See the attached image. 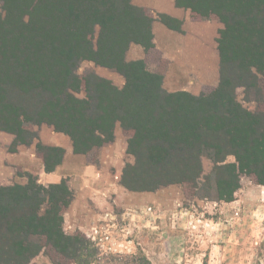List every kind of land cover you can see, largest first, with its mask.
<instances>
[{"label": "trees", "instance_id": "obj_1", "mask_svg": "<svg viewBox=\"0 0 264 264\" xmlns=\"http://www.w3.org/2000/svg\"><path fill=\"white\" fill-rule=\"evenodd\" d=\"M0 4V131L14 136L12 152L30 146L37 140L34 128L46 125L69 138L74 154L89 155L111 144L119 125L129 132L126 154L133 158L120 177L128 191L176 184L230 202L242 175L264 186V107L251 112L235 94L237 88L260 94L264 0H174L175 7L223 25L217 89L199 95L168 92L163 73L150 71L143 59L125 61L131 44L153 48L155 20L181 32L176 18H155L132 0ZM84 61L121 73L124 85L93 72L79 78L75 71ZM36 149L45 172L63 159L60 147ZM203 158L212 163L207 175ZM26 177L24 185L0 187V264H30L44 248L60 257L54 264H93L99 248L80 232H64L73 198L65 180L45 187Z\"/></svg>", "mask_w": 264, "mask_h": 264}, {"label": "rangeland", "instance_id": "obj_2", "mask_svg": "<svg viewBox=\"0 0 264 264\" xmlns=\"http://www.w3.org/2000/svg\"><path fill=\"white\" fill-rule=\"evenodd\" d=\"M173 1L132 0V4L145 8L156 18L158 14H163L159 6L166 8ZM180 21L181 32L172 30L179 39V46L173 47V51L178 53L184 62L189 61L191 71L187 77L185 72L183 74L177 69L175 75L178 82L188 83L187 88L182 84L165 81L162 86L168 92L186 91L192 95L213 93L219 81L216 41L223 25L215 17H204L188 9L182 10ZM166 29L168 28L164 24L155 20L152 23L153 48L144 51L141 46L131 44L125 54V61L143 59L150 71L164 74L167 64L162 58L161 51H167V48L172 50V47L168 46L174 42L171 39L166 42L164 33ZM193 42L195 45L192 44ZM156 45H159V49L155 47ZM87 72L95 73L117 88H122L125 82L121 73L96 66L92 62H81L75 71L81 79ZM259 87L258 95L254 94L253 89L247 91L244 88H237L236 100L251 112L261 111L264 107V81ZM82 95L80 93L78 96ZM47 128L53 130L46 125L34 128L37 132V140L30 146L22 148L26 157H29L32 149L35 150L36 156L41 158L36 146H44L40 140V132ZM128 133L117 125L114 129V141L111 144L89 155H75L96 167L100 165L102 159L105 161V166H108L107 172L114 175L119 171L120 178L125 166L133 161V158L126 154ZM13 141L12 134L0 131V187L26 184L28 181L26 173L36 177L38 183L46 187L47 185L39 182L37 175L16 166L12 157L21 150L11 151ZM25 161H23L24 167ZM233 161V157L227 158V162ZM211 167L212 163L207 158H203L204 175L209 174ZM125 190L133 196V199L125 198L123 205L131 211L133 217L121 220L118 206H113V212L118 217L116 228H119L121 238L127 242L128 249H124V252H115L106 247L99 248L100 253L93 264H124L129 259H133V264H142V261H137L141 258L146 259L148 264H264V186L258 185L251 176L240 177V187L230 202L204 198L203 192L176 184L151 192ZM66 217L64 213V232L82 233L76 227L71 228L70 220ZM86 238L91 239L87 236ZM58 260L60 261V257L44 248L30 264H54Z\"/></svg>", "mask_w": 264, "mask_h": 264}, {"label": "crops", "instance_id": "obj_3", "mask_svg": "<svg viewBox=\"0 0 264 264\" xmlns=\"http://www.w3.org/2000/svg\"><path fill=\"white\" fill-rule=\"evenodd\" d=\"M159 10L163 14L179 20L182 17L183 9L175 7L174 1L166 8L159 6ZM164 33L167 39L166 42L170 39L174 42L168 46L172 47V50L167 48V51H161L162 58L167 64L166 71L163 74V81L182 84L183 87L187 88L188 83L178 82L175 74L178 69L181 73L185 72L188 77L191 71V64L188 60L184 62L181 56L173 51V47L179 46V39L174 32L166 29ZM154 39H156V36H154ZM187 44H189L188 41ZM196 46L200 49L198 44ZM155 47L159 49V45ZM210 48L212 52V46ZM210 68L212 71V60ZM40 140L45 146L60 147L64 150L61 163L52 172H45L42 159L36 156L35 150L31 149L29 157H26V153L22 149L24 146H18L17 149L21 151L19 154H15V157H12L16 166L23 167L24 170L37 175L39 182L44 185L57 184L62 180H66L73 194L71 204L66 210L67 212H65L66 218L70 220L71 228L76 227L84 235L90 237V240L98 248L106 247L110 251L114 250L115 252H124V249H128L127 242H124L121 238L122 234L119 233V228H116L118 217L113 212V206L120 208L119 217L122 218L121 220H127L132 216V213L124 207L123 203L126 199H133V196L129 195L121 186L119 171L114 175L107 172L106 167L108 168V166H105V161L102 159L98 167L83 161V159L80 160L73 153L70 140L65 135L56 133L52 129H43L40 132ZM24 160H26L25 167L23 166Z\"/></svg>", "mask_w": 264, "mask_h": 264}]
</instances>
